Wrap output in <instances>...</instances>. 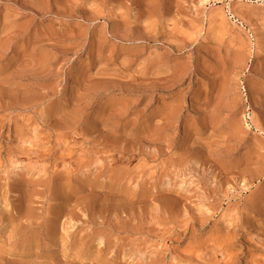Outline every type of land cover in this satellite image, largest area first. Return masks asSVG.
Masks as SVG:
<instances>
[{
  "label": "rangeland",
  "instance_id": "1",
  "mask_svg": "<svg viewBox=\"0 0 264 264\" xmlns=\"http://www.w3.org/2000/svg\"><path fill=\"white\" fill-rule=\"evenodd\" d=\"M0 264H264V0H0Z\"/></svg>",
  "mask_w": 264,
  "mask_h": 264
}]
</instances>
